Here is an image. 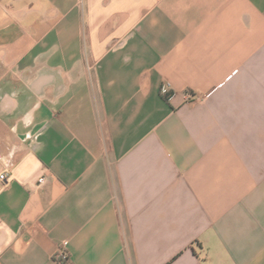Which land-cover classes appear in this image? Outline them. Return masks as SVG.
Listing matches in <instances>:
<instances>
[{
	"label": "crops",
	"instance_id": "obj_1",
	"mask_svg": "<svg viewBox=\"0 0 264 264\" xmlns=\"http://www.w3.org/2000/svg\"><path fill=\"white\" fill-rule=\"evenodd\" d=\"M0 175V264H264V0H0Z\"/></svg>",
	"mask_w": 264,
	"mask_h": 264
},
{
	"label": "built area",
	"instance_id": "obj_2",
	"mask_svg": "<svg viewBox=\"0 0 264 264\" xmlns=\"http://www.w3.org/2000/svg\"><path fill=\"white\" fill-rule=\"evenodd\" d=\"M169 90V87L168 86H164L161 90V93L163 95H167V91ZM184 98H185V101L186 102H189V101H194L195 100V96L193 94H191L190 92H185L184 94ZM5 178L4 175H0V181H3ZM41 181V180H40ZM65 244V243H64ZM62 245L58 250L57 252L55 253L54 255V261L57 263V264H64L65 262L68 261L69 259V254L66 250V247L65 245Z\"/></svg>",
	"mask_w": 264,
	"mask_h": 264
},
{
	"label": "trees",
	"instance_id": "obj_3",
	"mask_svg": "<svg viewBox=\"0 0 264 264\" xmlns=\"http://www.w3.org/2000/svg\"><path fill=\"white\" fill-rule=\"evenodd\" d=\"M163 97H164L165 101H168V99H169V95L168 94L167 95H163Z\"/></svg>",
	"mask_w": 264,
	"mask_h": 264
}]
</instances>
